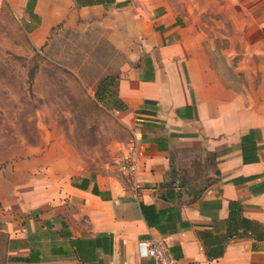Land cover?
Returning a JSON list of instances; mask_svg holds the SVG:
<instances>
[{"label": "crops", "instance_id": "1", "mask_svg": "<svg viewBox=\"0 0 264 264\" xmlns=\"http://www.w3.org/2000/svg\"><path fill=\"white\" fill-rule=\"evenodd\" d=\"M7 1L28 26L37 20L28 32L35 47L57 25L95 22L122 56L116 96L123 107L112 108L140 138L142 188L135 197L118 169L75 164L62 173L40 153L29 154L22 197L0 194L10 240L6 264H154L137 250L140 239L152 236L167 238L176 264H264V68L227 61L264 60V0H202V13L229 29L227 48H220L227 50V77L205 32L201 37L190 20L200 0ZM250 130L257 160L244 162L240 141ZM194 147L212 157L215 180L195 198L176 186L181 197L165 201L160 183L171 152ZM12 170L0 171V185H11ZM141 204L154 206L159 227L146 222Z\"/></svg>", "mask_w": 264, "mask_h": 264}, {"label": "rangeland", "instance_id": "2", "mask_svg": "<svg viewBox=\"0 0 264 264\" xmlns=\"http://www.w3.org/2000/svg\"><path fill=\"white\" fill-rule=\"evenodd\" d=\"M218 19L202 13V0L190 14L195 29L201 37L202 30L205 32L207 45L220 58L216 62L224 69V76L227 61L240 67L248 63L249 67L264 68V60L257 58L239 61L226 57V61L222 55L227 50L221 54L220 48H227L229 29ZM36 23L28 26L7 0H0V171L11 166L12 182H8L17 188L0 185L2 197H22L29 154L40 153L48 167L62 173L70 172L75 164L92 171L117 169L115 161L130 136L112 108L113 95L103 99L96 96L98 83L106 76L111 78L109 90L115 92L117 69L123 61L105 41L99 26L95 22L60 24L50 30L44 44L35 47L28 32ZM259 34L254 33L256 42ZM258 78L254 80L256 86ZM171 163L177 184L202 185L212 177L213 159L203 147L173 151ZM3 224L0 220V264H6L8 258V234Z\"/></svg>", "mask_w": 264, "mask_h": 264}, {"label": "trees", "instance_id": "3", "mask_svg": "<svg viewBox=\"0 0 264 264\" xmlns=\"http://www.w3.org/2000/svg\"><path fill=\"white\" fill-rule=\"evenodd\" d=\"M111 82V78L109 76H106L100 80L98 83V87L96 90V96L98 99H103L105 97H109V94L113 95V104L112 106L116 107H123L120 99L116 96V86H117V74H116V83H115V92L112 93L109 90V85ZM240 147L242 149L243 154V161L244 162H252L257 160L256 156V138L253 130H250L248 134L243 135L241 137L240 141ZM171 155L170 154V163H171ZM176 173L172 166V163L170 164V169L164 174L163 181L160 183V187L164 188V191L160 194V197L164 199L165 201H172L176 198H180L182 195V191L179 187L183 186L185 191L189 190V193L192 195V198H195L200 195V193L204 190L206 186H208L210 183H212L215 178L212 176L210 179H208L206 182L202 183V185L197 184H184V183H176ZM176 186H179L178 189H176ZM184 191V192H185ZM230 207L232 206L233 209H241V206L236 201H230L229 202ZM141 210L143 213V216L148 224H151L153 226L159 227V220L161 218L160 214L155 211V208L153 205H143L141 204ZM233 211V210H232ZM231 212V210H230ZM230 223H233V219L229 221ZM241 223L245 226V228H250L252 221L242 217ZM6 239V247L7 250L10 247V240L8 238ZM224 246H221L219 252H217V256L221 255L223 252ZM207 255H211L208 254Z\"/></svg>", "mask_w": 264, "mask_h": 264}, {"label": "built area", "instance_id": "4", "mask_svg": "<svg viewBox=\"0 0 264 264\" xmlns=\"http://www.w3.org/2000/svg\"><path fill=\"white\" fill-rule=\"evenodd\" d=\"M139 141L138 134L132 129L124 151L115 161L118 171L131 183L135 197L138 195V190L142 188L138 178ZM137 250L139 256L150 258L154 264H176V260L170 254L169 244L165 236H152L149 239H140L137 243Z\"/></svg>", "mask_w": 264, "mask_h": 264}]
</instances>
